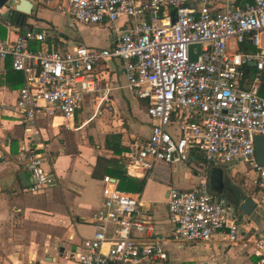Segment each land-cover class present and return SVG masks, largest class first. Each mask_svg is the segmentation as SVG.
<instances>
[{
	"label": "built area",
	"instance_id": "obj_1",
	"mask_svg": "<svg viewBox=\"0 0 264 264\" xmlns=\"http://www.w3.org/2000/svg\"><path fill=\"white\" fill-rule=\"evenodd\" d=\"M56 1L77 27L111 25L110 45L74 41L58 50L51 33L21 31L7 21V29L15 26L19 33L12 38L7 31L0 37V61L10 58L22 83L14 101L2 103L0 111L8 107L30 135L40 136V119L72 117L86 95L98 105L109 102L110 85L100 81L99 73L107 61L118 59L127 86L147 101L151 120L150 134L127 144L126 175L166 181L168 164L187 161L194 150L206 164L245 162L256 173L255 201L264 203V166L256 160L253 142L255 135H264V97L258 93L264 72L258 37L264 31V0ZM120 18L124 21L118 24ZM246 39L255 51L239 48ZM34 42L39 47L31 48ZM197 44L190 60L189 46ZM251 62L256 73L250 79L246 67ZM42 147L37 151L27 146L19 158L30 177L24 189L31 193L55 182L54 173L44 167L49 154L46 144ZM101 181L102 200L93 213L96 230L71 253L74 264H155L168 259L167 243L208 242L219 231L231 243L250 247L258 264H264V235L244 236L238 210L210 190L205 173L191 189L168 188L166 208L173 225L168 234L157 232L139 193L118 188L109 175Z\"/></svg>",
	"mask_w": 264,
	"mask_h": 264
},
{
	"label": "crops",
	"instance_id": "obj_2",
	"mask_svg": "<svg viewBox=\"0 0 264 264\" xmlns=\"http://www.w3.org/2000/svg\"><path fill=\"white\" fill-rule=\"evenodd\" d=\"M223 1L228 0L214 2ZM229 1L240 4L251 0ZM57 4L56 0L32 3L34 13L24 19L23 25H18L20 30L49 32L56 38L55 45L63 49L74 41L91 47L110 45L111 25L77 27L58 10ZM123 21L120 18L118 24ZM15 28L7 29L0 23V37H5L7 31L10 37H15L19 33ZM258 37L264 47V31L258 32ZM39 44L30 43V47L35 49ZM252 47L254 50L246 51H255ZM10 68V58L0 61V105H10L19 87L10 89L6 85V72ZM101 69L100 81L111 88L110 101L98 105L93 96L86 95L72 117L40 119V136L30 135L8 107L0 111V264H74L71 253L78 249L83 238L91 237L96 230L93 213L102 200L103 175L113 177L111 171H124L121 161L127 144L150 134L147 101L135 97L127 86L121 62L111 59ZM109 134L119 136L122 153H114L105 145V136ZM45 144L49 154L46 169L54 173L55 182L31 193L24 189L30 177L18 164L19 158L23 148L29 146L38 151ZM198 157L190 153L187 161L168 164L166 181L129 176L144 180L142 190L137 193L143 209L155 220L157 232L168 234L173 228L166 208L168 188L191 189L198 183L200 174L205 173L210 190L221 194L238 210L244 236L264 235V203L255 201L258 197L253 183L255 171L241 161L216 163L219 165L212 167L214 163L206 164ZM21 172L27 182L21 179ZM247 197L256 203L249 215L240 210ZM166 248L168 259L155 264H258V257L251 253L250 247H243L238 241L231 243L223 231L208 242H169Z\"/></svg>",
	"mask_w": 264,
	"mask_h": 264
},
{
	"label": "trees",
	"instance_id": "obj_3",
	"mask_svg": "<svg viewBox=\"0 0 264 264\" xmlns=\"http://www.w3.org/2000/svg\"><path fill=\"white\" fill-rule=\"evenodd\" d=\"M16 15H17L16 13L13 14L9 20L15 23L16 22L15 21ZM50 40H53V42L56 43V38H54L53 36L51 37ZM248 44H249V40L246 39L243 42V44H241L240 48L243 50H254V48L252 46H250V44L249 45ZM246 73H247V76L251 79L254 76V74L256 73V70L253 66L248 65L246 67ZM5 82H6V85L10 89H14V88L21 85L22 74L19 71H15L12 68H10L6 72ZM258 93L264 97V72L260 73ZM118 138H119V136L117 134H109V135L105 136V145L107 147H109L114 153H117V154L122 153L124 151V149H122V147H120L118 144ZM126 150H127V147H126L124 153L126 152ZM191 154L192 155L195 154V151L192 150ZM123 164H124V159H122V161H121L122 166H123ZM110 174L113 177L118 179V188H120L122 190L140 192L144 186V183H145L143 179L138 180V179L131 178V177L127 176L125 174V171H123L121 169H118V170L116 169L114 171H111Z\"/></svg>",
	"mask_w": 264,
	"mask_h": 264
},
{
	"label": "water",
	"instance_id": "obj_4",
	"mask_svg": "<svg viewBox=\"0 0 264 264\" xmlns=\"http://www.w3.org/2000/svg\"><path fill=\"white\" fill-rule=\"evenodd\" d=\"M7 2L8 0H0V8L5 6ZM32 6L33 5L29 0H16V2H14V5L12 7H8L3 13H0V23L6 25L7 21H10L9 19L11 18V16L16 13L17 15H16L15 23L18 25H23L24 19L27 16L32 15L34 13L32 10ZM193 46L199 48L198 44L189 46L190 60H194L196 57L191 52ZM250 64L254 65L253 62H251ZM253 142H254L256 160L259 165L264 166V135H255ZM20 177L21 179H23L24 182H27L24 172L20 173ZM218 180L220 181L221 184L220 174L218 176ZM255 205H256L255 201H253V199H251L250 197H247L240 204V210L244 214L249 215L254 210Z\"/></svg>",
	"mask_w": 264,
	"mask_h": 264
},
{
	"label": "rangeland",
	"instance_id": "obj_5",
	"mask_svg": "<svg viewBox=\"0 0 264 264\" xmlns=\"http://www.w3.org/2000/svg\"><path fill=\"white\" fill-rule=\"evenodd\" d=\"M58 50H63V47L60 45V47H58ZM48 165H49V164H48L47 162L44 163V167H45V168H48ZM216 165H219V164H212L211 166H212V167H216Z\"/></svg>",
	"mask_w": 264,
	"mask_h": 264
}]
</instances>
